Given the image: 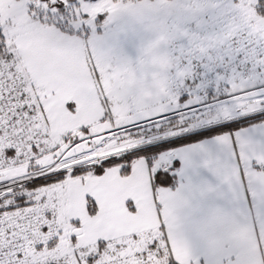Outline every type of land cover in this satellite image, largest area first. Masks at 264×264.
I'll use <instances>...</instances> for the list:
<instances>
[{"label":"snow or ice","instance_id":"obj_1","mask_svg":"<svg viewBox=\"0 0 264 264\" xmlns=\"http://www.w3.org/2000/svg\"><path fill=\"white\" fill-rule=\"evenodd\" d=\"M0 264H264V0H0Z\"/></svg>","mask_w":264,"mask_h":264}]
</instances>
